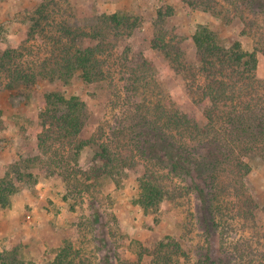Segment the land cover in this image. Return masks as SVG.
<instances>
[{"label":"rangeland","instance_id":"374dc122","mask_svg":"<svg viewBox=\"0 0 264 264\" xmlns=\"http://www.w3.org/2000/svg\"><path fill=\"white\" fill-rule=\"evenodd\" d=\"M218 2L229 5L225 0ZM43 5L48 8L49 19L41 20L42 25L36 27L34 16ZM163 5L172 7L165 27L171 34H177L187 52V64L198 60L193 35L200 24H210L219 30L228 45L239 39L245 48H254L256 40L241 33L244 23L227 25L220 17L222 12L204 11L203 7H194L184 0H0V53L16 51L15 63L11 61L9 65L12 68L22 65L35 71L50 65L63 47L58 24L69 22L89 30L104 12L122 11L139 17L138 27L131 36L118 41L112 38L109 42L116 43L112 45V52L118 60L106 64L112 71L108 80L87 83L76 74L67 82L41 77L28 85L9 87L12 75L0 73V176L11 170V165L17 161L26 162L40 154V113L48 89H59L67 96L79 95L88 106L85 131L103 136L110 133L109 138L112 137L113 128L132 113L133 102H136L135 98H127L125 80L121 78L120 56L129 51L138 60L144 56L149 63L147 71L152 87L156 91V85L159 86L158 95L148 92L146 102L154 106L159 98L166 105H175L203 122L208 100H195L189 89L195 84L191 75L180 73L181 65L166 60L161 51L152 47L154 23ZM247 14H250L249 9ZM262 24L264 26V20ZM62 40L67 42L66 37ZM257 54V76L264 80V43ZM203 78L200 77L199 82ZM248 150L245 149V153ZM260 154L256 150L247 152L245 161L250 165L244 176L247 194L239 198L232 186L228 187L227 194H218L224 202L227 200L223 221L228 220L232 227L222 231L212 229L209 242L192 194L185 193L174 201L165 200L160 208L149 211L138 204L139 177L144 173L140 159L138 166H126L123 175L106 178L98 188L92 189L93 192L86 193L69 189L57 174L41 166L26 167L24 170L32 172L37 181L29 177L21 181L12 203L6 207L0 205V251L17 250L28 263L53 264L61 247L73 242L80 251L74 264L134 262L141 252L147 255L146 263L161 241L174 238L185 252L181 253L179 264H206L209 246L218 261L222 257L243 264L254 259L258 264L264 255V157ZM93 155L90 147L82 151L81 163L85 169L92 166ZM233 176L225 172L220 182L232 184ZM179 180L174 181L182 185ZM248 197L253 198L257 206L255 220L238 214V208ZM93 199L100 210L98 219L93 215Z\"/></svg>","mask_w":264,"mask_h":264},{"label":"trees","instance_id":"16d2710c","mask_svg":"<svg viewBox=\"0 0 264 264\" xmlns=\"http://www.w3.org/2000/svg\"><path fill=\"white\" fill-rule=\"evenodd\" d=\"M184 1L194 7H203L204 11L222 12L220 17L227 25L244 23L241 33L256 40L252 49L245 48L239 39L228 45L219 30L210 24H200L193 35L198 60L187 64V52L177 34H171L172 31L165 27L172 7L163 5L159 8L152 47L161 51L166 60L181 65L180 73L191 75L195 83L189 87L193 98L209 103L203 122L175 105H166L159 98L154 106L146 102L148 92L158 95L159 86L156 85V91L153 89L147 71L149 63L144 56L138 60L130 51L126 52L120 56L119 63L127 98L136 99L132 113L119 120L110 138V133L103 136L102 133L88 132L85 131L87 102L77 94L67 96L59 89H48L40 113V154L26 162L17 161L11 165V170L0 176L1 206L12 203L21 181L28 177L37 181L32 172L24 170L26 167L41 166L49 173L57 174L69 189L86 193L93 192L106 178L123 175L126 166H138L140 159L144 173L139 177L137 202L143 209H158L165 200L174 201L185 193L192 194L208 242L212 229L222 231L232 227L228 220L223 221L227 200L224 202L218 194H227L231 186L239 198L247 194L244 188V176L250 169L245 161L247 152L256 150L264 157V80L257 76V53L264 43V0H225L229 5L221 4L219 0ZM248 9L250 14H247ZM46 12V5L37 10V16H34L36 27L42 25L41 20L49 19ZM138 24V16L122 11L100 14L89 30L69 22L58 24L62 37L59 41L63 47L54 55L50 65L39 71L27 70L22 65L12 68L9 63L14 61L16 51L11 49L0 53V73L12 75L9 87L28 85L41 77L67 82L76 74L87 83L108 80L112 71L106 64L118 60L112 52V45L116 43L109 42L131 36ZM42 29H45L44 25ZM64 37L67 42L62 40ZM200 77L204 78L199 82ZM87 147L93 149L94 155L92 166L85 169L81 154ZM245 149L249 150L245 153ZM228 171L234 175L233 182L222 184V175ZM175 178L180 179L183 186L175 183ZM244 201L246 203L238 208V214L247 220L254 219L257 206L253 198ZM95 205L93 199V215L98 219L100 210ZM208 249L206 264H242L222 257L218 261L210 253V246ZM181 253H185L181 243L170 238L161 241L152 256L147 253L151 256L149 262L145 263L147 255L141 252L136 261L125 260L121 264H179ZM79 255V249L69 242L61 247L53 264H74ZM261 258L258 264H264V255ZM255 263L254 259L243 262ZM0 264L34 263L25 261L17 250H5L0 251Z\"/></svg>","mask_w":264,"mask_h":264}]
</instances>
